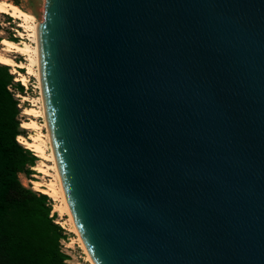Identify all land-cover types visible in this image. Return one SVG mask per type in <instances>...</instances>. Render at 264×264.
Returning <instances> with one entry per match:
<instances>
[{
  "label": "water",
  "instance_id": "1",
  "mask_svg": "<svg viewBox=\"0 0 264 264\" xmlns=\"http://www.w3.org/2000/svg\"><path fill=\"white\" fill-rule=\"evenodd\" d=\"M43 111L95 264H264V0H45Z\"/></svg>",
  "mask_w": 264,
  "mask_h": 264
},
{
  "label": "trees",
  "instance_id": "2",
  "mask_svg": "<svg viewBox=\"0 0 264 264\" xmlns=\"http://www.w3.org/2000/svg\"><path fill=\"white\" fill-rule=\"evenodd\" d=\"M14 83L10 66L0 63V264H68L61 247L65 230L56 221L57 212L51 213V199L19 178L20 172H30L36 156L17 138Z\"/></svg>",
  "mask_w": 264,
  "mask_h": 264
},
{
  "label": "bare ground",
  "instance_id": "3",
  "mask_svg": "<svg viewBox=\"0 0 264 264\" xmlns=\"http://www.w3.org/2000/svg\"><path fill=\"white\" fill-rule=\"evenodd\" d=\"M0 12L8 14L18 22V26L22 30H18L20 41H14L4 37L1 41L0 49V63L12 67L11 73L16 74L15 79L21 81L23 84H28L30 77L34 76L37 79V88L40 89V95L37 99L32 98V106L24 108V114L29 115L30 118L22 121L21 127L28 129L27 136L18 135V141L26 148L35 152L40 158L34 166L37 179H31L30 183L34 190L41 191L54 200H56L55 210L60 213L63 225H69V229L76 233L78 240L86 252L88 259L95 264L90 258L81 237L66 209L63 192L58 176V171L53 155V150L49 138L45 115L43 111L42 100V84H41V68H40V52H39V37H38V22H40L33 13L24 10L19 5L8 0H0ZM14 53L24 55L26 62H19L13 56ZM17 68H25V72ZM25 99L29 97L24 96ZM37 101V103H35ZM36 117H41L43 123L40 124ZM46 128V131L42 129ZM50 162V163H49ZM49 177V178H47ZM64 216H67L64 217ZM77 240V239H76Z\"/></svg>",
  "mask_w": 264,
  "mask_h": 264
},
{
  "label": "rangeland",
  "instance_id": "4",
  "mask_svg": "<svg viewBox=\"0 0 264 264\" xmlns=\"http://www.w3.org/2000/svg\"><path fill=\"white\" fill-rule=\"evenodd\" d=\"M8 1L15 3L19 5L21 8H23L24 10L33 13L40 22L43 20L45 0H8ZM18 30H22V28L18 26V22L14 18L9 16L8 14H4L0 12V49L2 47L1 41L4 37H7L14 41H20L21 38L18 35ZM13 56L19 62L21 61L26 62L25 57L22 54L14 53ZM17 69L22 72H25V68H17ZM11 70H12V67H10V71ZM15 77H16V74H14L15 83L13 87H10V89L13 92L14 97L18 100V108H19L18 119L20 121L19 127H20L21 135L27 136L29 133V130L22 128L21 123L22 121L29 119L30 116L24 114V108L28 106L29 107L32 106L34 102L33 100L37 99V97H39L40 95V89L36 87L37 79L34 76L30 77V80L27 85L23 84L21 81L16 80ZM18 82L19 84H17ZM19 85H22L23 89H20ZM24 96L29 97V99H25ZM35 103H37V101H35ZM35 120H37L40 124L43 123V119L41 117H36ZM42 130L46 131V128H43ZM29 150L36 156L35 163L33 166H29V170H30L29 173L20 172L19 178L25 186L33 189V186L30 183V180L37 179V177L34 175L37 173L36 170L34 169V166H36L40 158L35 154L33 150L31 149ZM35 191H38V190H35ZM38 192H41V191H38ZM49 198L51 199V206H52L51 213L53 214L54 212H57L56 221L65 230L66 237L64 239H61V247H62V250L69 256V259L67 260L68 264H91L92 262L88 259V256L86 252L84 251L81 245V242L78 240L77 234L72 232L71 229H69L70 227L69 225L67 224L63 225L62 222H60L61 220L60 213L55 210V204L57 203L56 200H54L51 196H49ZM64 217L67 218V216H64Z\"/></svg>",
  "mask_w": 264,
  "mask_h": 264
}]
</instances>
